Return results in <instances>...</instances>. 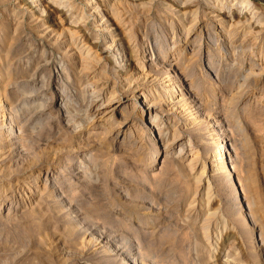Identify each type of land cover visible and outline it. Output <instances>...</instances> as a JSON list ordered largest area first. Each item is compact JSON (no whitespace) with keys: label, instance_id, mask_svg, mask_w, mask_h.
I'll use <instances>...</instances> for the list:
<instances>
[{"label":"rangeland","instance_id":"374dc122","mask_svg":"<svg viewBox=\"0 0 264 264\" xmlns=\"http://www.w3.org/2000/svg\"><path fill=\"white\" fill-rule=\"evenodd\" d=\"M30 1L0 0V116L14 127L10 137L0 119V264H264V0H250L259 22L247 30L210 9L242 10L239 0H192L184 17L172 0L143 9L115 0L110 48L88 0L43 2L42 12ZM44 27L54 39L41 35ZM66 33H85L94 46L84 76L61 57ZM152 55L155 79L139 81L159 108L144 117L146 95L128 87ZM123 56L131 58L121 70ZM85 75L108 87L104 103L129 98L95 128L112 104L91 112L80 92L57 93L68 81L83 87ZM178 85L185 104L172 108L163 101L181 93ZM38 103L51 114L36 119L29 105ZM156 113L160 127L142 128ZM168 126V140L147 139ZM117 130L116 139L106 134ZM172 134L183 137L173 147ZM184 141L191 149L179 153ZM225 142L231 163L219 171Z\"/></svg>","mask_w":264,"mask_h":264},{"label":"bare ground","instance_id":"6f19581e","mask_svg":"<svg viewBox=\"0 0 264 264\" xmlns=\"http://www.w3.org/2000/svg\"><path fill=\"white\" fill-rule=\"evenodd\" d=\"M53 1H56V0H31L30 1V5H31V7H32V9H35V10H39L40 11V7H41V4L44 2V3H46L47 5H49L50 7H53L54 6V2ZM147 1L148 0H129V2L132 4V5H134V6H142V8L141 9H143V5H145L146 3H147ZM152 1V0H151ZM173 1V3L176 5V8L177 7H179L178 9H177V12H179L180 13V15L182 16V17H184L183 15H185V13L187 12V7L188 6H190L191 5V2H193L192 0H172ZM195 1V0H194ZM208 1V0H207ZM241 3H242V5H243V9L242 10H239V9H233V10H230V11H228L227 9H225L224 8V6H218V5H212V7L210 8L211 10H212V12L213 13H216V16L217 17H219V20L220 21H223L224 23L225 22H229L230 24H231V27L232 26H235V27H237L238 29L240 28V29H243V28H247V27H249L250 28V26H253V25H256V24H258V22H257V19H256V8L257 7H255L254 6V3H252V1H250V0H239ZM62 2V1H61ZM120 2V1H119ZM200 2V1H199ZM215 2V1H214ZM86 3L91 7V10H92V13H94V15L96 16V19H97V21L96 22H98L97 23V27H98V30L102 33V35L104 36L103 38H102V40H101V42L103 43V45H105V47H107V48H110L113 44H116L115 43V28L116 27H113V26H115V25H117V23H116V21L114 20L115 19V16H113V14L115 15V13H116V11H115V9H118V8H115V5H116V2H115V0H88V2L86 1ZM118 3V2H117ZM205 3V2H204ZM239 3V2H238ZM59 4V3H58ZM127 4V3H126ZM211 4V3H210ZM240 4V3H239ZM119 5V4H118ZM193 5V4H192ZM207 5V4H206ZM57 6V5H56ZM67 6H69V5H67ZM73 6V5H72ZM172 6V5H171ZM237 6V5H236ZM55 7V6H54ZM60 7V6H59ZM66 7V6H65ZM119 7H120V5H119ZM127 7H129L128 5H127ZM210 7V6H209ZM41 8H43L44 9V7H41ZM67 8V7H66ZM75 8V7H74ZM73 8V9H74ZM182 8H184V9H186V10H182ZM52 9V8H51ZM61 9V8H60ZM129 9V8H128ZM58 10V9H57ZM69 10H71V7H70V9ZM68 10V11H69ZM52 11V10H51ZM56 11V10H55ZM58 11H60V10H58ZM119 11V10H118ZM36 12H38V11H36ZM40 12H42V11H40ZM70 12H72V11H70ZM74 12V11H73ZM120 12V11H119ZM177 12H176V14H177ZM45 13V12H44ZM44 13H42V14H44ZM57 13H59V12H57ZM175 13V12H174ZM40 14V13H39ZM123 14V13H122ZM50 15V14H49ZM56 15V14H55ZM72 18L73 17H75V18H73V20H75L74 21V26H78L79 25V14L77 15L76 13H72ZM116 15H117V13H116ZM82 16V15H81ZM118 16H120V15H118ZM57 17V16H56ZM59 17V16H58ZM67 17V16H66ZM65 17V18H66ZM113 17H114V19H113ZM216 17V18H217ZM51 18V17H50ZM64 18V19H65ZM258 18V17H257ZM61 19V18H60ZM84 19V18H83ZM33 20V19H32ZM48 20V19H47ZM117 20V19H116ZM118 20H120V18L118 19ZM125 20V19H124ZM121 21V20H120ZM54 22V21H53ZM73 22V21H72ZM84 22V21H83ZM71 23V22H70ZM124 23H126V22H124ZM230 24H229V26H230ZM42 25V24H41ZM43 25H44V23H43ZM123 25V24H122ZM126 25V24H125ZM47 26V25H46ZM43 27V26H42ZM51 26H49V28H50ZM255 27V26H254ZM45 29H43L42 30V36L44 37V36H46V37H48V38H53V32L51 33L50 32V29H48V27H44ZM249 28H247V29H249ZM246 29V30H247ZM63 31V30H62ZM78 31H79V29H78ZM82 31V30H81ZM237 31V30H236ZM64 32H66V31H63V33ZM83 32H84V29H83ZM238 32V31H237ZM61 33V32H60ZM63 33H61V34H63ZM71 33V32H70ZM223 33V32H222ZM85 34V33H84ZM84 34H79V35H81V36H79V35H77V36H73V34L72 35H70L69 33L67 34L66 33V35L64 34V40L63 41H61V42H63V43H65L66 45V47H65V49L62 51V53H61V57H62V59H64L63 61L65 62H67V65L68 64H70V65H72L73 66V71H74V73H76V74H79V70H80V73L81 74H83V76H84V74H86V73H84V71L83 70H87V68H83V66H82V61L84 60V61H86V60H91V57H92V55H93V53L91 52V51H93L92 50V48L94 47H92L91 48V46L89 45V44H87L88 43V41H85V38H83L82 36L84 35ZM85 36V35H84ZM45 37V38H46ZM55 37V36H54ZM61 37V38H62ZM47 38V39H48ZM89 38H90V35H89ZM89 38H88V40H89ZM51 39H49V40H51ZM54 39V38H53ZM100 39V38H99ZM117 40H119L118 38H116ZM48 40V41H49ZM55 40H56V37H55ZM53 42V41H52ZM100 42V43H101ZM62 43V44H63ZM91 43V42H90ZM97 43V42H96ZM93 44H95V43H93ZM121 44V43H120ZM96 45V44H95ZM98 46V45H97ZM115 46V45H114ZM130 46V45H129ZM149 46V45H148ZM149 47H151V46H149ZM111 49H113V48H111ZM117 49V48H116ZM146 50V49H145ZM119 51H121V50H119ZM150 51V50H149ZM61 52V51H60ZM59 52V53H60ZM151 53V52H150ZM94 57V56H93ZM92 57V58H93ZM145 57V56H144ZM149 57V56H148ZM131 58V57H130ZM130 58H128V59H126L124 56L122 57V59H121V61L120 60H117V58H116V66L117 67H119L121 70H124V69H127V66H128V61H129V59ZM143 58V57H142ZM157 58V57H156ZM28 59V62H30V63H33L34 62V56H31V57H29V58H27ZM42 59V58H41ZM147 59V58H146ZM154 59V57H153V55L152 56H150L147 60H149L150 61V64L149 65H147V64H145V66L147 65L148 66V68L146 69L145 68V66H144V68L142 67V69L141 70H143V71H145V72H138L137 74L139 75H137L136 77H135V79L133 80V82H132V84L128 87L129 88V90L133 93V96H136L135 95V93L137 92V91H140L141 92V94H145L146 95V97L144 98L145 100L143 101V102H145V108H144V110H143V112L141 113V114H143V116L144 117H149V116H151V113H152V111H157V107L159 106L158 105V102H159V99L158 100H156L155 98H156V96L154 97L153 96V93L151 94V93H147V90H146V88L140 83V79L141 78H144L145 80H144V82L146 81V82H148V81H153V80H150V78H152V79H155L154 78V72L152 71V66L151 65H153V64H151V63H154L155 61L153 60ZM36 60V59H35ZM120 61V62H119ZM131 61V60H130ZM148 61V62H149ZM40 62V61H39ZM146 63V62H145ZM37 64V63H36ZM40 64H42V63H40ZM66 64V63H65ZM67 65H65V66H67ZM79 65H81L82 67L81 68H79L80 66ZM131 65V64H130ZM138 65V64H137ZM65 66H63L60 70H58L57 69V71L59 72V74H57V78H59V77H62L63 76V74L65 73V71H66V67ZM71 66V67H72ZM89 66V65H88ZM71 67H69L68 66V68H71ZM87 67V66H86ZM42 69V68H41ZM68 70V69H67ZM154 70V69H153ZM42 71V70H41ZM69 72V71H68ZM1 73V72H0ZM35 76V75H34ZM42 76V75H41ZM65 76V75H64ZM75 76V75H74ZM94 75H85V78L80 82V84H82L83 85V87H80L79 86V81H78V87L77 86H75V85H71L70 83V81H68V86L67 87H64L63 88V86H61L60 87V91H57V93L59 94V96L58 97H60V98H65L66 96H71V95H73V96H78L79 97V92H80V94L84 97L83 99L85 100V103L87 104V106L89 107V110H91V112H94L95 110H97V109H100V108H103L104 106H106V105H108V104H112V106L110 107V108H108L107 110H105L98 118H97V120H96V122H95V125H94V128L95 127H97V126H100V124L104 121L103 120V118L104 117H106L108 114H110V113H112L113 111H115L116 109H119V107L121 106V104L122 103H125V102H127L128 100H129V98H127L126 99V101H124L125 99H115V96H113L112 97V95H110L109 96V98L110 99H108L105 103L103 102V98L109 93L108 92V87L107 86H105V85H103V86H99V84H97V83H95L96 81L95 80H92V78H94L93 77ZM171 76V75H170ZM67 77V76H66ZM73 77V76H72ZM34 78V77H33ZM76 78H77V76H76ZM79 78V77H78ZM77 78V79H78ZM36 79H38V77L36 78ZM62 79V78H61ZM35 80V79H34ZM90 80H92V81H90ZM169 80H172L170 77H169ZM6 81H8V80H6ZM155 81V80H154ZM9 82V81H8ZM77 82V81H76ZM143 82V83H144ZM182 82V81H181ZM1 83H3V82H1ZM184 83V82H183ZM3 85V84H2ZM5 85V84H4ZM174 85V84H173ZM0 87H2L1 86V84H0ZM176 90L174 91V92H177V93H180V94H178V95H172L171 96V98L169 99V101H163V100H161V101H163V103H166V104H168L169 106H172V108L173 107H178V106H181L182 105V103H183V101L185 100L184 99V96L186 95L185 94V92L183 93L182 91L184 90V87H183V85H178V87L177 88H175ZM72 90H74V92L72 91ZM42 91V90H41ZM44 91V90H43ZM138 93V92H137ZM37 94V93H36ZM44 96V92H42V93H40L39 95H36V96H34L33 97V99H31L29 96H27V97H29V100L32 102V101H34V102H36L37 100H40V99H42V97ZM72 96V97H73ZM82 96H80L81 98H82ZM195 97L197 96V95H194ZM165 97V96H164ZM146 98H148V99H146ZM193 98V97H192ZM25 99V98H24ZM82 99V100H83ZM160 99H162V98H160ZM29 100H27L28 102H26V103H29ZM54 100V99H53ZM195 100V99H194ZM24 101V100H23ZM34 102H32V103H34ZM83 102V101H82ZM187 102L189 103V101H187L186 100V104H187ZM84 102H83V104H85ZM117 103V104H116ZM18 104V103H17ZM24 104V103H23ZM35 104V103H34ZM38 104H40V103H38ZM46 104V103H45ZM65 104V103H64ZM165 104V105H166ZM183 104H185V103H183ZM114 105V106H113ZM188 105V104H187ZM26 106V105H25ZM35 105H29V108H33V113H34V116L36 117V119H38V118H40V117H42V116H49L50 114H51V112H52V107H51V105L48 103L47 105H42V104H40L39 106H37L36 105V107H34ZM190 106V105H189ZM68 107V106H67ZM67 107H65L66 108V110L64 111V115H63V117H64V122H66V124H69V122H72V120H73V117H72V115H71V112L68 110V108ZM87 107V108H88ZM86 108V107H85ZM159 108V107H158ZM163 108H164V106H163ZM172 108H170V109H172ZM61 109H62V107H61ZM169 109V108H168ZM169 109V110H170ZM168 110V111H169ZM30 111V110H29ZM165 111H166V109H165ZM8 112V111H7ZM86 114H87V112H89L88 111V109H86ZM8 118V116L6 115V114H3V115H1L0 116V119H2L3 121H2V127H4V128H6L7 129V131L6 132H8V134L10 135V137L12 136V137H14V134L12 135V131H13V125L12 124H7L5 121H6V119ZM107 118V117H106ZM151 118V117H150ZM160 118V115L158 114L157 115V113H156V117L154 118L155 119V121L153 122V123H145V122H143V124H141V127L142 128H144V129H149V128H151V129H153V128H156L157 129V127H160V125L162 124V122H158V120H160L159 119ZM9 119V118H8ZM7 119V120H8ZM87 119V118H86ZM122 120L124 121V125L126 124L127 125V123H129L131 120H132V117L130 116V115H126V116H124V117H122ZM91 122H93V121H91ZM6 123V124H5ZM73 125V124H72ZM123 125V126H124ZM164 125H165V123H164ZM173 125V124H172ZM0 126V127H1ZM74 126V125H73ZM123 126H121V127H123ZM162 127V126H161ZM165 127V126H164ZM119 128H120V126H119ZM162 129V128H161ZM16 130V129H15ZM21 130V129H20ZM164 130V132L162 133V132H160V133H155V131L154 130H151V134L152 135H149L148 137H147V139L148 140H151V141H154V142H163V141H165V140H168L169 139V134L171 133L170 132V129H169V126L168 127H166L165 129H163ZM159 131V130H158ZM134 133V132H133ZM106 134H109V136L110 137H114V139H116L120 134H121V130H117V131H114L113 133L111 132V131H109V132H107ZM173 135V134H172ZM7 137V136H6ZM111 139V138H110ZM183 139V137H180L179 135H173L172 136V139H171V141H170V145L173 147V146H175V145H177L178 144V142L180 141V140H182ZM185 139V138H184ZM185 141H186V139H185ZM182 142V143H180V146H179V148H178V150H179V153L184 149V151H186L187 152V149H191L190 147H188L187 146V143L186 142ZM189 141V140H188ZM219 142V141H218ZM224 142V141H223ZM220 144V143H219ZM190 145V144H189ZM14 146V145H13ZM221 146V148L220 149H218V151L216 152V156H215V158L217 157L218 159H216L215 161H218V160H220L221 159V161L220 162H218V163H220V167H218L217 169H219V171H220V169H228V167L230 166V163L231 162H229V158L231 157L230 155H231V153H230V147H229V145L227 144V142H225V143H222V145H220ZM155 151L156 150H159V146L158 145H156L155 147ZM160 150H161V148H160ZM162 150H164V149H162ZM14 151V150H13ZM161 152V151H160ZM188 152H190V154L192 153V150H189ZM154 154H152V156H153ZM197 155V154H196ZM153 159V158H152ZM215 165V164H214ZM218 166V165H217ZM215 167V166H214ZM216 168V167H215ZM204 169V168H203ZM203 171V170H202ZM222 172V171H221ZM204 173V172H203ZM202 173V174H203ZM201 174V173H200ZM205 176V175H204ZM203 176V177H204ZM205 178H206V176H205ZM208 181V180H207Z\"/></svg>","mask_w":264,"mask_h":264}]
</instances>
